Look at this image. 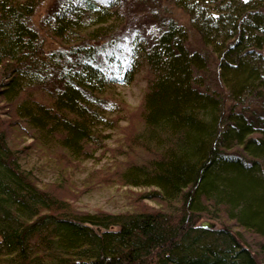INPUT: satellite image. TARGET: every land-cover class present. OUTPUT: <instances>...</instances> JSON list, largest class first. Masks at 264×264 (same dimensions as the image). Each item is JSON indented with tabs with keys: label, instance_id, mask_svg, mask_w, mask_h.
<instances>
[{
	"label": "trees",
	"instance_id": "trees-1",
	"mask_svg": "<svg viewBox=\"0 0 264 264\" xmlns=\"http://www.w3.org/2000/svg\"><path fill=\"white\" fill-rule=\"evenodd\" d=\"M45 1L0 0V264H259L227 222L258 236L264 261V0H52L50 50L33 23ZM142 67V124L103 182L159 207L80 211L64 171L49 185L24 160L94 156L124 108L107 95Z\"/></svg>",
	"mask_w": 264,
	"mask_h": 264
},
{
	"label": "rangeland",
	"instance_id": "rangeland-1",
	"mask_svg": "<svg viewBox=\"0 0 264 264\" xmlns=\"http://www.w3.org/2000/svg\"><path fill=\"white\" fill-rule=\"evenodd\" d=\"M51 2L52 0H47L40 5L33 17V23L39 29L47 50L57 46V43L51 40L40 26V20ZM140 8L144 12L139 13L142 23L150 20L151 17L149 16L151 13L148 8L151 7L140 6ZM159 14L161 16L166 14L173 15L178 22L189 29L190 47L203 49L198 33L190 25L189 18L183 10L172 8V6L162 3L160 4ZM211 65H214V60H212ZM213 68L214 66L211 67V70ZM147 80L148 72L142 67L136 74L132 84L115 87L109 92L110 94L107 97L117 100L118 102H116L120 109L122 106L124 108L114 116L118 123L117 127L114 130L105 131V135H110L111 137L104 139V143L96 146V148L91 147L93 150L96 149L94 156L86 160L73 161L75 167L74 165L73 167H67L59 164L60 161L58 163V160L54 157L40 155L36 151H32L28 159L24 160L25 166L33 168L40 180L49 185L59 184L61 170L64 171L73 182L74 188H72L75 190V193H67V196L80 211L103 210L110 213H118L139 209V207L157 209L159 206L155 202H139V197L147 191L146 188L125 187L116 182V180L103 182L106 178L114 177L122 170L126 161L129 160V138L139 130L142 124L140 108L146 91ZM25 142L28 144L31 143V140L28 139ZM101 145L103 146L101 147ZM201 224L214 227L221 225L218 221L209 218L202 219ZM226 225L241 238L245 245L250 247L251 251L256 255L258 263L264 264L262 256L258 254V236L244 231L232 222H227Z\"/></svg>",
	"mask_w": 264,
	"mask_h": 264
}]
</instances>
